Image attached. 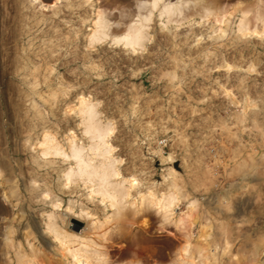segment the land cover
<instances>
[{
    "label": "rangeland",
    "instance_id": "obj_1",
    "mask_svg": "<svg viewBox=\"0 0 264 264\" xmlns=\"http://www.w3.org/2000/svg\"><path fill=\"white\" fill-rule=\"evenodd\" d=\"M141 3L0 0V264H23L26 238L35 260L57 264L42 233L54 212L113 264H172L184 232L207 247L205 264L252 261L264 235V0H190L169 23L155 13L136 52L109 39L87 44L98 8L121 31ZM241 21L247 30H238ZM80 99L95 103L100 126L111 129L109 153L93 162L97 171L115 164L108 187L99 177L67 183L70 161L38 147L46 132L66 147L72 138L86 146ZM173 188L167 219L141 204ZM106 220L102 238L93 225Z\"/></svg>",
    "mask_w": 264,
    "mask_h": 264
},
{
    "label": "bare ground",
    "instance_id": "obj_2",
    "mask_svg": "<svg viewBox=\"0 0 264 264\" xmlns=\"http://www.w3.org/2000/svg\"><path fill=\"white\" fill-rule=\"evenodd\" d=\"M141 2L150 4L152 0H141ZM189 2L190 0H158V4L161 5V7L151 10L146 7L137 6L138 8L134 17L121 31H111V23L107 16L106 9L98 8L93 14V20L86 42L89 46H95L96 44L109 39L113 45H121L132 52L144 50L146 44L150 40L148 30L153 15L157 13L159 20L164 21V23H169L181 15L184 7ZM146 13H148V15H146ZM247 28L248 26L243 21H241L238 25V30L244 31L247 30ZM223 31L224 29L222 27L218 29V32L220 33ZM229 69L230 67H228V70ZM74 111L79 117L83 133L87 138L86 146H83L72 138L68 140L66 147L58 141L54 135L46 132L42 135L38 146L42 150L41 154L46 156L52 152L54 155L70 161L69 169L64 174V178L67 183L79 178H85L89 181H94L96 178H100L102 186L108 187L110 180L112 179L111 177L114 176V174L116 175L115 164L112 161H109L107 164L105 163L104 166H101L98 172L95 170L93 162L98 156H105L109 153L106 140L111 129L102 128L100 126L96 104L91 102L90 99H80ZM96 171L99 174H97ZM97 182L100 181L98 180ZM113 193H115V191H113ZM100 194L102 197L107 198L111 205L120 207L121 200H117L115 194L109 195L104 191ZM148 196V199H142L141 204L145 205L146 203L150 210L149 212L160 216L163 220L167 219L169 208H171L177 200L176 189L173 188V191L168 195L162 194L159 197H155L149 193ZM195 207L196 203L192 202L191 209H189V213L186 218L190 216ZM1 210L2 208L0 206V211ZM140 210L141 209H139L136 213H139ZM58 217L59 216H57L55 212L50 213L45 217L42 224V233L50 238L53 245V251L59 258L57 264H113L109 261L107 249L105 250L103 248H99L100 244L97 247V241L94 244L95 240L93 241V239L89 237H80L79 235L72 234L67 231L58 221ZM108 222L109 221L106 220L104 223L93 225L94 232L100 230L99 233L101 235L97 232L99 234L98 235L96 233L97 236L106 238L108 230L103 231V227ZM165 223H167V220ZM183 223V219L180 218L174 223L176 226L175 228L177 229L181 227ZM184 228L182 231H184ZM181 239L182 241L175 251V257L172 260V264H195L196 262L197 264H205L208 262L210 254L209 251H207L208 249L206 246L203 244H193L191 235L187 232H184L183 238L181 237ZM3 241L7 252L14 248L13 230L10 226L5 227L3 232ZM26 244L29 252L27 250L28 253H24L25 258L23 259V264H41L39 261L35 260V257L39 252L34 249L33 243L28 238H26ZM228 248L229 244L226 242V246L223 251L226 252ZM263 255L264 235L261 240L254 245L251 259L255 262V264H258ZM196 259H198V261H196ZM236 259L238 258L234 255L233 260ZM250 262L247 264H250ZM260 263L262 264V262Z\"/></svg>",
    "mask_w": 264,
    "mask_h": 264
},
{
    "label": "snow or ice",
    "instance_id": "obj_3",
    "mask_svg": "<svg viewBox=\"0 0 264 264\" xmlns=\"http://www.w3.org/2000/svg\"><path fill=\"white\" fill-rule=\"evenodd\" d=\"M141 7H146L149 10H151V9H155L157 7H161V5L158 4V0H152V2L150 4H145L142 2ZM146 15H148V13H146Z\"/></svg>",
    "mask_w": 264,
    "mask_h": 264
},
{
    "label": "water",
    "instance_id": "obj_4",
    "mask_svg": "<svg viewBox=\"0 0 264 264\" xmlns=\"http://www.w3.org/2000/svg\"><path fill=\"white\" fill-rule=\"evenodd\" d=\"M79 225H81V222H77Z\"/></svg>",
    "mask_w": 264,
    "mask_h": 264
}]
</instances>
